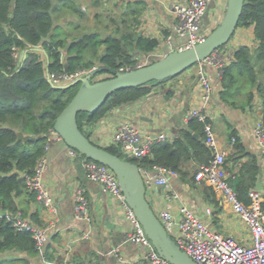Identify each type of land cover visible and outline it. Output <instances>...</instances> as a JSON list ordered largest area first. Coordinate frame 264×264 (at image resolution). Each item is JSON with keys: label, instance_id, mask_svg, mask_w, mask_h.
Returning <instances> with one entry per match:
<instances>
[{"label": "trees", "instance_id": "obj_1", "mask_svg": "<svg viewBox=\"0 0 264 264\" xmlns=\"http://www.w3.org/2000/svg\"><path fill=\"white\" fill-rule=\"evenodd\" d=\"M107 3V0H91L93 7ZM64 9L79 17L85 16L84 8L74 0H0V208L8 212L7 216L0 215V255L6 252L26 255L13 258L19 264H29V258H38L40 253L33 235L18 230L13 218L21 213L23 218L42 225L38 212L29 213L31 202L39 200L28 185V177L35 174L38 161L46 155L58 116L79 89V85L64 89L53 87L46 71L62 72L67 65L70 72H75L97 64L118 71L134 64L137 56L153 53L161 43L139 31L146 9L143 0H129L120 20H112L115 29L104 37L99 32L71 38L62 36L54 15ZM251 25L255 26L257 45H241L235 50L233 60L220 78L219 95L226 105L244 111L248 107L253 109L255 99L259 98L264 123V0H245L238 27ZM16 51L22 53L20 60L14 56ZM40 51L45 53L46 59ZM176 77L116 91L96 113L78 114L80 130L90 139L85 122L94 124L113 109L143 99L154 86ZM228 125V139L235 140L233 152L226 158L229 182L239 199L249 204V193L259 181L258 157L244 147L236 130ZM204 128L203 122L192 118L189 128L181 130L173 140L157 143L151 154L140 160L125 157L116 145L105 148L142 168L153 165L172 168L183 180L193 183L198 165L207 164L214 156V151L206 144ZM19 131L30 138L19 139ZM191 161L194 168L186 170L185 163ZM206 190L215 202L213 189L207 187ZM46 256L50 257L49 251ZM10 262L0 260V264Z\"/></svg>", "mask_w": 264, "mask_h": 264}, {"label": "crops", "instance_id": "obj_2", "mask_svg": "<svg viewBox=\"0 0 264 264\" xmlns=\"http://www.w3.org/2000/svg\"><path fill=\"white\" fill-rule=\"evenodd\" d=\"M143 1L146 3V9L141 17L139 31L161 41L154 51L155 54H162L159 56L161 59L164 54L170 52L166 37L174 28L175 17L172 10L164 5L163 0ZM226 7L227 0L210 2L203 20L205 32L207 27L214 28L219 24ZM181 41L176 38L173 44H179ZM241 45L250 47L257 45L254 25L238 27L223 49L232 51ZM63 55L65 56V51ZM207 73L215 86L208 108L211 123L217 134L218 150L228 155L233 152L234 144L228 139L229 123L231 128L236 130L244 147L258 157L260 165L258 183L263 187L264 152L254 134L257 127L264 125L261 100L256 98L253 109L248 107L246 111L231 108L221 101L219 95L221 80L215 68L208 66ZM200 91L197 69L183 72L177 78L154 86L152 92L143 99L113 109L98 122L94 124L85 122V131L94 143L107 147L116 128L121 123L130 121L148 132L167 133L170 136L169 140H173L181 130L189 128L190 112L198 104ZM46 156L48 169L45 173V183L52 192L59 210L57 223L50 231L46 247V252L49 251L50 255L48 259L64 264H125L114 252L116 248H119L121 256L126 261L138 262L146 249L126 241L131 226L124 216L122 203L107 195L101 184L90 180L83 167L85 156L72 155L71 147L54 131L49 136ZM199 167L200 165L198 169ZM184 168L192 171L194 163L187 162ZM168 179L169 188L178 193L180 199L168 202L165 197L168 188L164 186L152 188L148 193V199L155 212L169 208L177 215L178 207L184 204L212 230L234 236L244 244L251 242L248 226L231 211L227 204L223 203L218 194L213 190L216 195L215 202L208 197L206 188L209 186L197 181L192 183L187 179L183 180L180 173L179 176H170ZM80 189L90 203V220L88 221L79 220L75 215L76 194ZM216 202H219V205ZM28 209L29 213H39L42 225L48 224L54 218L40 201L31 202ZM207 209H211L212 214H208ZM12 254L13 258L26 257L20 253ZM29 261V263H39L40 259L29 258ZM16 264L19 263L16 262Z\"/></svg>", "mask_w": 264, "mask_h": 264}, {"label": "built area", "instance_id": "obj_3", "mask_svg": "<svg viewBox=\"0 0 264 264\" xmlns=\"http://www.w3.org/2000/svg\"><path fill=\"white\" fill-rule=\"evenodd\" d=\"M210 1L163 0L164 5L172 10L175 17L174 28L171 34L166 37V42L170 46V52L184 51L192 48L207 37V33L203 30V20L207 14ZM176 38L182 41L174 45L173 40ZM235 50L225 51L222 47L203 62L197 64V75L201 91L198 104L191 110L189 120L196 118L205 124V141L207 146L214 151L213 158L207 164L200 165L196 172V181L211 187L222 199L223 203L227 204L231 208V211L248 226L251 242L244 244L234 236L224 235L212 230L208 224L201 221L184 204L178 207L177 215L169 208L155 212L171 238L198 264H264V186L262 189L256 187L250 191L249 204L239 199L229 182V172L226 167L228 154L218 150L217 134L213 124L209 122L208 105L213 98L215 86L208 76L207 67L211 66L215 68L219 78H221L224 68L233 60ZM161 55V53L155 54L153 52L137 56L134 64L122 67L118 71L126 72L141 68L159 60V56ZM166 55L164 54V56ZM14 56L20 60L19 51H16ZM95 68L79 69L75 72L64 70L58 73H51L47 70L46 77L57 86H65L85 77ZM254 134L260 148L264 152V125L257 127ZM169 139L170 136L167 133L148 132L133 122L125 121L113 132L108 146L116 145L125 157L140 160L151 154L154 145L166 142ZM234 141L233 139L232 143ZM71 154L74 156L82 155L72 148ZM83 167L90 180L101 184L103 191L107 195L118 199L122 203L124 216L131 226L127 233L126 241L140 245L146 249L138 262H129L121 256L119 248H116L114 252L119 260L125 264H174L162 257L154 247L138 220L135 211L125 200V195L114 171L105 164L87 158L83 162ZM139 168L146 186L147 198L152 188L164 186L168 188L165 192L168 202L180 199L179 194L169 188L168 179L170 176H179L177 171L161 165ZM47 169L48 158L44 155L37 163L35 174L28 177V185L35 191L38 200L48 208L54 218L46 225H38L30 219L23 218L21 213H18L13 218L14 226L18 230L28 231L33 235L37 249L39 250L40 255L38 258L40 262L29 264H64L52 262L46 256L49 234L56 225L59 216L55 198L45 183ZM76 200V217L79 220H90V203L83 190L77 191ZM207 213L212 214V210L207 209ZM85 237H88V235H85Z\"/></svg>", "mask_w": 264, "mask_h": 264}, {"label": "water", "instance_id": "obj_4", "mask_svg": "<svg viewBox=\"0 0 264 264\" xmlns=\"http://www.w3.org/2000/svg\"><path fill=\"white\" fill-rule=\"evenodd\" d=\"M244 6L245 0H227L224 16L202 42L184 51H171L149 65L126 72L99 66L85 77L65 86H57L50 81L53 87L62 89L79 85L72 101L58 116L54 132L69 147L77 150L87 159L105 164L114 171L125 200L135 211L154 247L162 257L174 264L198 263L176 244L153 210L146 195V186L139 166L95 144L80 130L77 117L81 112L96 113L118 90L144 86L153 81H166L203 62L229 43L239 26ZM65 70L69 72L67 65ZM101 73H109L111 76L96 81L95 77ZM18 136L23 140L30 138L21 131L18 132ZM257 187L262 189L260 183ZM0 215L7 216L8 212L0 208Z\"/></svg>", "mask_w": 264, "mask_h": 264}, {"label": "rangeland", "instance_id": "obj_5", "mask_svg": "<svg viewBox=\"0 0 264 264\" xmlns=\"http://www.w3.org/2000/svg\"><path fill=\"white\" fill-rule=\"evenodd\" d=\"M74 1L77 3L78 6L82 8L84 7L83 11L85 16L79 17L78 15H76V13L69 12L65 9L59 10L60 12H57L54 15L55 24L61 30V35L62 36L67 35L70 36V38L83 36L85 34L92 32H99L103 37L108 34H111L116 26L114 25V22L112 20H118V21L120 20V17L126 8V4L127 2H129V0H107L108 3L106 5L100 7H93L91 5V0H74ZM215 27L214 28L207 27L208 28L206 29L207 35L210 34V32L213 29H215ZM102 51L103 48L101 52ZM40 53L42 55V58L46 59L45 53L43 51H40ZM21 57H22V53L19 51V58L21 59ZM99 66L100 65L98 66L96 65L94 67L98 68ZM197 66L198 65H194L193 67H190L184 72H191L193 69H198ZM110 76L111 74L109 73H101L95 77V80L97 81V80L107 79ZM1 259L11 260V262L7 264H16V262L13 261L12 253L6 252L1 254L0 260Z\"/></svg>", "mask_w": 264, "mask_h": 264}]
</instances>
